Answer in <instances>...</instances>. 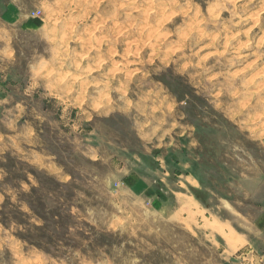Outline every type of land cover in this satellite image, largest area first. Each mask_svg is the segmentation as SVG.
<instances>
[{"label":"rangeland","instance_id":"374dc122","mask_svg":"<svg viewBox=\"0 0 264 264\" xmlns=\"http://www.w3.org/2000/svg\"><path fill=\"white\" fill-rule=\"evenodd\" d=\"M262 226L264 0H0V264H264Z\"/></svg>","mask_w":264,"mask_h":264},{"label":"crops","instance_id":"0c3cea01","mask_svg":"<svg viewBox=\"0 0 264 264\" xmlns=\"http://www.w3.org/2000/svg\"><path fill=\"white\" fill-rule=\"evenodd\" d=\"M167 174V173H166ZM165 174V175H166ZM186 179H188V178H186ZM186 179H184V180H186ZM171 183L170 181H169V179H168V177L166 176V177H164V179H162L161 180V185H165V184H169V183ZM181 183H183L181 180L179 181H176V182H173V184H180V186H177V188H178V190L182 187V185L183 184H181ZM146 185L147 186H149L147 183H146ZM191 186V185H190ZM182 189V188H181ZM168 190H169V188H168ZM145 192V194H147V192L146 191H144ZM171 192V191H170ZM185 193H183V192H181V193H174V195H175V197H174V199H176V201L178 202V201H187V202H191V203H193L194 202V200H196V199H194L193 197H191V196H189V194L186 192V191H184ZM173 193V192H172ZM169 194H171V193H169ZM196 203H198V201L196 202ZM198 205H199V203H198ZM263 227V228H262ZM262 227H260L262 230H264V226H262ZM261 230V231H262ZM262 232H264V231H262Z\"/></svg>","mask_w":264,"mask_h":264}]
</instances>
